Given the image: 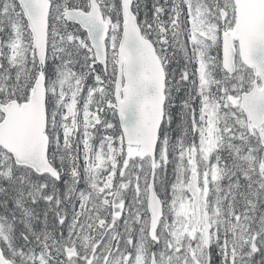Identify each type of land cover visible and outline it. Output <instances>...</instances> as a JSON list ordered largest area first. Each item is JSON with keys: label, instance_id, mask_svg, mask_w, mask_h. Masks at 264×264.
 Instances as JSON below:
<instances>
[{"label": "snow or ice", "instance_id": "obj_1", "mask_svg": "<svg viewBox=\"0 0 264 264\" xmlns=\"http://www.w3.org/2000/svg\"><path fill=\"white\" fill-rule=\"evenodd\" d=\"M0 264H264V0H0Z\"/></svg>", "mask_w": 264, "mask_h": 264}]
</instances>
